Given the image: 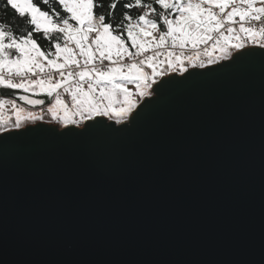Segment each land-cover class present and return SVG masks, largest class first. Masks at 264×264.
I'll return each mask as SVG.
<instances>
[{"label": "water", "instance_id": "obj_1", "mask_svg": "<svg viewBox=\"0 0 264 264\" xmlns=\"http://www.w3.org/2000/svg\"><path fill=\"white\" fill-rule=\"evenodd\" d=\"M179 103L200 125L185 120L171 140L191 147L147 174L142 144L101 159L44 131L59 125H29L22 165L7 167L10 264H264L259 66L206 77Z\"/></svg>", "mask_w": 264, "mask_h": 264}, {"label": "snow or ice", "instance_id": "obj_2", "mask_svg": "<svg viewBox=\"0 0 264 264\" xmlns=\"http://www.w3.org/2000/svg\"><path fill=\"white\" fill-rule=\"evenodd\" d=\"M54 3L0 5L25 20L23 30L0 21V88L19 90L18 100L0 97V264H10L7 167L22 165L29 125H59L44 131L101 159L142 144L147 174L165 151L190 149L187 139L171 140L186 135L185 120L200 125L179 101L206 77L259 66L264 85V0H125L119 18L121 0L106 13L99 0ZM72 227L62 224L61 235Z\"/></svg>", "mask_w": 264, "mask_h": 264}, {"label": "trees", "instance_id": "obj_3", "mask_svg": "<svg viewBox=\"0 0 264 264\" xmlns=\"http://www.w3.org/2000/svg\"><path fill=\"white\" fill-rule=\"evenodd\" d=\"M34 2H35V0H34ZM99 2L103 3L105 5V7L103 9L98 8L97 12L103 11L106 13L107 12V5L111 2V0H99ZM123 2H125V0H121V5H118V8L116 10L117 18H119L120 13L122 11V3ZM3 3H4V0H0V5H3ZM50 3L52 4V6H56L54 3V0H50ZM57 9L59 10L58 6H57ZM45 10H47V9H45ZM0 21L10 22L14 28H21V30H23V26L25 25V20L23 18H19L18 14H16L14 12V10H12L10 8H8L7 12H5V10L2 7H0ZM38 42L41 43L42 47H46L47 42L44 41L42 37L38 39ZM18 91L19 90H10V89L0 88V97L18 100V96H17ZM40 98H44V97H40ZM18 103L22 104L23 102L18 101ZM25 106L31 108V106H28V105H25Z\"/></svg>", "mask_w": 264, "mask_h": 264}, {"label": "rangeland", "instance_id": "obj_4", "mask_svg": "<svg viewBox=\"0 0 264 264\" xmlns=\"http://www.w3.org/2000/svg\"><path fill=\"white\" fill-rule=\"evenodd\" d=\"M6 99H10V98H6ZM25 107H26V106H25ZM29 108H30V107H29ZM32 110L38 111V110H39V108L32 109ZM45 119H46V120H48V119H49V117H46Z\"/></svg>", "mask_w": 264, "mask_h": 264}]
</instances>
